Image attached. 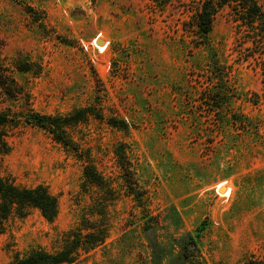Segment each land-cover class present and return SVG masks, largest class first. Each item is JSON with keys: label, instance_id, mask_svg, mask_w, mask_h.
<instances>
[{"label": "rangeland", "instance_id": "rangeland-1", "mask_svg": "<svg viewBox=\"0 0 264 264\" xmlns=\"http://www.w3.org/2000/svg\"><path fill=\"white\" fill-rule=\"evenodd\" d=\"M165 2L0 0V75L15 91L0 88V113L10 120L0 126V175L20 187L43 185L58 201L52 222L32 208L0 220V264L57 250L84 217L98 221L90 208L104 212L107 238L71 264H152L149 229L163 250L160 264L264 256L260 66L249 44L238 46L233 4L218 8L202 44L191 26L197 0ZM257 4L264 10V0ZM215 64L234 90L216 112L200 96ZM82 108L92 114L66 130L75 150L17 117ZM88 163L101 187L83 176ZM188 234L198 250L183 260Z\"/></svg>", "mask_w": 264, "mask_h": 264}, {"label": "trees", "instance_id": "trees-1", "mask_svg": "<svg viewBox=\"0 0 264 264\" xmlns=\"http://www.w3.org/2000/svg\"><path fill=\"white\" fill-rule=\"evenodd\" d=\"M158 6L166 5L165 0H152ZM233 4V22L237 28L238 46L243 48L244 44H249L248 51L258 63L259 71L262 76L264 88V10H262L257 0H197L196 10L192 15L195 33L204 43L211 31L212 23L218 8ZM30 11L31 8H29ZM39 19H36L38 22ZM250 54V55H251ZM214 65V71L211 72L213 78H208L205 87L201 93V100L210 111L221 110L231 97H234L233 87L228 81L227 74L219 65ZM4 75H0V88L5 95H13L14 89L10 86L13 81H9ZM253 105H257L261 99L258 94H253ZM264 99V95H263ZM90 108L75 110L67 116L62 115H44L30 111L27 117H21L24 123L38 127L52 135V137L72 150L76 146L67 136V128L72 124L84 121L91 115ZM8 115L0 113V126L8 121ZM18 121V120H17ZM7 152V145L2 135H0V155ZM117 163L123 172V175L130 173L126 164V156L122 149L116 151ZM83 176L86 181L93 186L101 187L102 179L96 169L88 164L83 166ZM125 181L128 182L127 178ZM36 209L43 219L48 222L55 220L58 214V201L46 187L38 185L32 188L20 187L8 181L0 175V220H5L9 216H23L27 209ZM90 217L99 216L98 221L84 217L78 226L68 231L62 236V245L55 251L49 252L42 248L33 249L25 257L15 258L10 264H71L75 262L81 253H88L91 250L102 245L108 235V226L102 221L106 217L104 212L96 208H90ZM145 232L148 245L151 250V263L160 264L163 250L155 238H152L148 232ZM156 232H153V237ZM198 250L197 237L188 234L183 238L180 244V257L188 260L194 252ZM247 264H264V256L259 260L247 261Z\"/></svg>", "mask_w": 264, "mask_h": 264}, {"label": "water", "instance_id": "water-1", "mask_svg": "<svg viewBox=\"0 0 264 264\" xmlns=\"http://www.w3.org/2000/svg\"><path fill=\"white\" fill-rule=\"evenodd\" d=\"M95 44H96V45H97V44L102 45V44H104V43H103L101 40L97 39L96 42H95ZM223 190H224V188H223Z\"/></svg>", "mask_w": 264, "mask_h": 264}, {"label": "built area", "instance_id": "built-area-1", "mask_svg": "<svg viewBox=\"0 0 264 264\" xmlns=\"http://www.w3.org/2000/svg\"><path fill=\"white\" fill-rule=\"evenodd\" d=\"M97 40V39H96ZM96 45V44H95Z\"/></svg>", "mask_w": 264, "mask_h": 264}]
</instances>
